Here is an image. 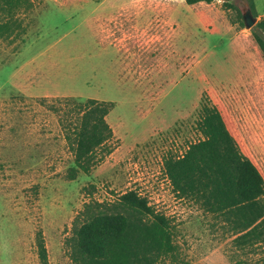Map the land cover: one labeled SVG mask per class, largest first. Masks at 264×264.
Returning <instances> with one entry per match:
<instances>
[{
  "label": "rangeland",
  "instance_id": "374dc122",
  "mask_svg": "<svg viewBox=\"0 0 264 264\" xmlns=\"http://www.w3.org/2000/svg\"><path fill=\"white\" fill-rule=\"evenodd\" d=\"M235 0L257 22L264 0ZM20 36L0 41V264H72L65 242L84 205L129 191L177 227L189 264H262L238 250L211 215L179 199L165 172L202 139L204 105L223 106L243 155L264 174V61L251 29L222 1L31 0ZM113 103V138L90 174L68 178L72 155L59 117L41 103L59 98ZM171 264V263H167Z\"/></svg>",
  "mask_w": 264,
  "mask_h": 264
},
{
  "label": "trees",
  "instance_id": "16d2710c",
  "mask_svg": "<svg viewBox=\"0 0 264 264\" xmlns=\"http://www.w3.org/2000/svg\"><path fill=\"white\" fill-rule=\"evenodd\" d=\"M195 6L215 0H184ZM243 15L235 0H219ZM251 9L255 1L247 0ZM31 0H0V41L20 36L18 14ZM251 41L264 61V18L251 28ZM41 103L59 117L72 155L68 178L90 174L99 163L98 152L113 138L107 121L113 103L96 99L59 98ZM197 130L202 136L180 157L165 161L173 192L193 202L214 226H222L243 252L262 253L264 264V174L242 154L233 121L223 106L204 105ZM177 227L137 191L112 202L91 200L73 220L65 246L72 264H189L181 259ZM40 264H48L44 236L36 237Z\"/></svg>",
  "mask_w": 264,
  "mask_h": 264
},
{
  "label": "water",
  "instance_id": "95a60500",
  "mask_svg": "<svg viewBox=\"0 0 264 264\" xmlns=\"http://www.w3.org/2000/svg\"><path fill=\"white\" fill-rule=\"evenodd\" d=\"M243 19L246 27L249 29L253 28L257 23V20L252 16V11L250 9H248L247 12L243 14Z\"/></svg>",
  "mask_w": 264,
  "mask_h": 264
}]
</instances>
